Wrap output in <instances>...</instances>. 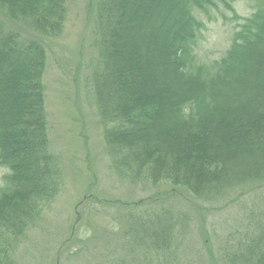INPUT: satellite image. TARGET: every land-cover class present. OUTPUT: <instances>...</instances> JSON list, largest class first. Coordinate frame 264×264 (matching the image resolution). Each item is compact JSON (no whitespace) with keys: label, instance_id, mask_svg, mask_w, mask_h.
<instances>
[{"label":"trees","instance_id":"trees-1","mask_svg":"<svg viewBox=\"0 0 264 264\" xmlns=\"http://www.w3.org/2000/svg\"><path fill=\"white\" fill-rule=\"evenodd\" d=\"M239 1L97 0L90 82L120 179L180 186L207 201L264 186V0L247 18ZM68 8L69 0H0V264H18L21 236L63 190L43 83L45 41L63 36ZM212 12L242 23L220 58L201 60L202 16ZM260 208H246L249 224L232 229L235 245L220 249L218 264H264ZM144 213L126 214L125 241L99 264H192L177 247L190 218Z\"/></svg>","mask_w":264,"mask_h":264},{"label":"rangeland","instance_id":"rangeland-1","mask_svg":"<svg viewBox=\"0 0 264 264\" xmlns=\"http://www.w3.org/2000/svg\"><path fill=\"white\" fill-rule=\"evenodd\" d=\"M96 2L69 0L70 13L63 36L45 41V105L52 147L64 163V188L21 236L15 261L99 264L103 256L111 259L114 248L119 249L117 246L125 241L122 238L127 230L126 214L146 217L144 211L159 207L190 218L186 229L189 233L180 235L177 247L192 264H218L216 255L220 261V249L235 245V238L229 236L231 233L233 237L232 229L244 230L249 224L251 217L245 214L246 208L258 211L260 203H264V186L254 183L207 201L180 186L142 187L115 174L109 165L90 82L97 64L93 15ZM255 5L254 0H240L236 11L247 18ZM202 19L205 28L200 33L196 55L201 60L218 59L230 47L237 24L242 21L237 22L230 12H212ZM3 173L1 169L0 177Z\"/></svg>","mask_w":264,"mask_h":264}]
</instances>
